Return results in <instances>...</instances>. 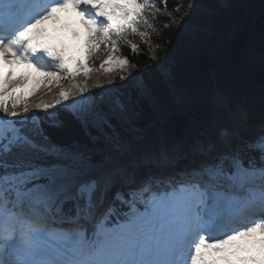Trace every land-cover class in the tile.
Returning a JSON list of instances; mask_svg holds the SVG:
<instances>
[{"label": "snow or ice", "instance_id": "1", "mask_svg": "<svg viewBox=\"0 0 264 264\" xmlns=\"http://www.w3.org/2000/svg\"><path fill=\"white\" fill-rule=\"evenodd\" d=\"M197 8L183 73L128 76L161 0H0V264H264V0Z\"/></svg>", "mask_w": 264, "mask_h": 264}, {"label": "trees", "instance_id": "2", "mask_svg": "<svg viewBox=\"0 0 264 264\" xmlns=\"http://www.w3.org/2000/svg\"><path fill=\"white\" fill-rule=\"evenodd\" d=\"M161 2L163 3V0H161ZM175 7V0H168L166 10L164 4L163 6L161 4V11L156 14L159 18L156 21V27L158 31L154 32L151 35L147 43L140 44V55L132 56L126 48L122 50V55L127 56L130 62L137 68L138 71H143L144 69L151 67L152 64L157 60L166 56V63H175L178 68H180L181 72H184V59L187 53V50L185 49L186 46H183L176 42L175 30L169 24V21L165 18L166 15H176L177 12L175 10ZM132 39L136 40L139 43L138 38ZM191 43L188 44V49L190 48ZM151 51H153L154 59L150 60L148 57L151 56ZM97 61L95 65H97ZM220 86L228 87L227 80L222 78L220 80ZM49 131L52 133L53 139L59 142H66L75 135V130L72 128L70 123L64 130L49 129Z\"/></svg>", "mask_w": 264, "mask_h": 264}, {"label": "rangeland", "instance_id": "3", "mask_svg": "<svg viewBox=\"0 0 264 264\" xmlns=\"http://www.w3.org/2000/svg\"><path fill=\"white\" fill-rule=\"evenodd\" d=\"M196 3H197V0H175V4H176L175 10L177 12L176 15H171V16L170 15H166L165 16V18L169 21V24L175 30L176 42L178 44L186 46L187 48L185 47V49L187 51H188V44L191 43V41H192V27H193V23L196 21V19L199 17V14H200L197 11L195 13L192 12V9H193L192 6H193V4H196ZM197 9L199 11H201V9H199V8H197ZM190 14L192 15V20L189 21L188 24L184 25V27H188L187 32L182 31L180 29V26H182V21L188 19ZM151 50H152V47H151ZM151 56L153 57V51H151ZM105 59H107V53L106 52H105V54L101 55V57H99V59L97 61L98 62L97 65L93 68V70L90 72V74H95L97 70H100V64L103 63V61ZM107 67H109V65H107ZM137 71H138L137 68L132 63H130V65L127 66L123 70V73L125 75L130 76V75L135 74ZM105 76L107 78L104 79L103 82H95V83H92V84H90V82H88L86 84L84 83L86 85V89L90 90V91L93 90V89L95 91H99L100 90V86H104V87L107 88V87L113 86L116 83H119V81L117 80V70L115 68H113V71H111V72H106ZM77 81H78V79H77ZM63 86H68V85H63ZM51 87H52V85H49L48 87H45L43 84H41L31 94H29L28 91L25 90V95H24L23 102L27 103L30 106H33L35 104L43 103V102H39V98L41 96H43L46 93V91H48ZM31 110L35 111L34 108L31 109Z\"/></svg>", "mask_w": 264, "mask_h": 264}, {"label": "bare ground", "instance_id": "4", "mask_svg": "<svg viewBox=\"0 0 264 264\" xmlns=\"http://www.w3.org/2000/svg\"><path fill=\"white\" fill-rule=\"evenodd\" d=\"M194 5L195 4H193L192 7H194ZM196 11L198 13H200V11L198 9H196ZM180 29L182 31L187 32L188 27H184L183 26V28H182V26H180ZM105 67L107 68V65H105ZM105 74H106V72L104 71V69L100 68V70H97L95 74H89V77L87 79V83L90 82V84H92V83H95V82H103L104 79L107 78L105 76ZM77 79H78V81H77L78 83H80V84H82L83 86L86 87V85L84 84L85 83V78H84V76L82 74ZM64 87L67 88V87H69V85L68 86H64ZM58 99H59L58 87L55 84H52V87L48 91H46V93L43 96H41L39 98V102H43L45 104H52V103L54 104V103H56V101ZM70 99H71V96H70Z\"/></svg>", "mask_w": 264, "mask_h": 264}]
</instances>
